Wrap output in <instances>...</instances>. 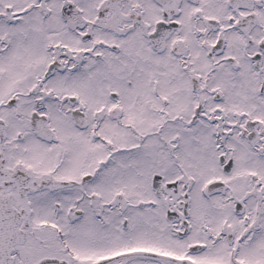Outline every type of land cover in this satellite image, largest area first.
Returning a JSON list of instances; mask_svg holds the SVG:
<instances>
[{"label": "snow or ice", "instance_id": "1", "mask_svg": "<svg viewBox=\"0 0 264 264\" xmlns=\"http://www.w3.org/2000/svg\"><path fill=\"white\" fill-rule=\"evenodd\" d=\"M0 264H264V0H0Z\"/></svg>", "mask_w": 264, "mask_h": 264}]
</instances>
